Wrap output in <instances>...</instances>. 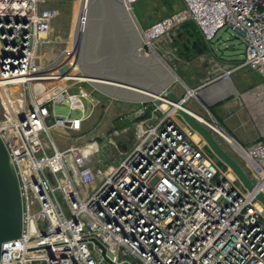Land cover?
Listing matches in <instances>:
<instances>
[{"label":"built area","instance_id":"built-area-1","mask_svg":"<svg viewBox=\"0 0 264 264\" xmlns=\"http://www.w3.org/2000/svg\"><path fill=\"white\" fill-rule=\"evenodd\" d=\"M5 1L8 7L0 8V52L5 53L0 134L19 176L24 223L21 237L4 243L1 262L264 264V203L257 197L264 193V140L244 145L216 118L204 122L241 163L252 189L201 135L196 139L193 128L174 120L162 104L150 110V100L139 102V115L151 113L132 123L134 143L119 164L101 165L93 159L98 148L87 143L61 148L53 131L82 129L86 93H71L67 84L44 97L34 88L36 82L59 79V65L48 63L58 10L48 0ZM184 4L182 11L143 28L145 42L150 45V30L156 31L154 44L189 20L207 42L230 29L242 39L244 58L222 65L221 79L231 80L237 66H250L262 77L264 91V0ZM58 103L68 104L69 113L57 112ZM75 110L82 114L73 116ZM93 238L106 247V255Z\"/></svg>","mask_w":264,"mask_h":264},{"label":"rangeland","instance_id":"rangeland-1","mask_svg":"<svg viewBox=\"0 0 264 264\" xmlns=\"http://www.w3.org/2000/svg\"><path fill=\"white\" fill-rule=\"evenodd\" d=\"M81 2L82 0H48L47 2L48 6L58 10V15L52 23L53 35L51 41L53 44L48 48L49 52L52 50L51 58L53 60L48 63H50L49 65H59V68H57L58 73L56 72L59 79L38 83L35 88L37 94L42 93L43 85L48 84V82L55 83L64 77H73L82 74V69L79 66L74 48V34ZM184 6V0H136L133 2V12L140 25L143 28H148L154 23L176 12L182 11ZM181 27L173 28L163 36L153 39V48L145 47L147 53L150 51L154 53V50L157 51L162 59L178 74L180 79L173 80L170 86V89L174 90L178 95L188 92L187 88L189 83L210 76L211 71L214 73L216 69L214 64L220 63L217 57L223 56L230 58L240 56V59L244 58V44L242 43V39L230 29L223 28L219 30L216 36L207 42L203 39L198 29L199 27H196L191 22L190 27L194 32L191 41L198 39L199 45L205 44V51L197 54L195 49L183 47L182 43L184 40L180 35ZM191 41H189L190 45L192 43ZM67 57H69V60L66 61L65 59ZM209 58H211L212 62L209 61ZM68 80H70L68 83L71 93H79L81 89L86 93V97L83 98L86 117L82 129L79 131L73 132L68 129L54 130L56 142L61 148L75 142L81 144L87 143L94 148H98L93 159L101 165L115 166L119 164L124 158L122 153L129 149L134 143L135 138L134 133L131 135V131L123 134V128L143 117L149 116L151 112L148 109L141 116L138 112L141 106L139 102L114 98L88 80L73 78ZM163 102L161 100H150V110L155 106L161 105ZM186 104L190 108L192 99L186 101ZM168 105L169 109L164 108L165 113L171 114V117L181 125L191 128L183 119L180 112L171 111L173 106L170 103ZM56 110L59 113L68 114L69 105L58 103ZM200 110V112H196L198 115L206 119L211 118L207 110L204 108ZM159 113L161 115L164 112L160 111ZM71 114L73 116H79L82 113L80 110H75ZM127 114H129V117L126 118ZM4 118L5 110L0 101V122ZM194 133L196 132L194 131ZM121 138L123 139L121 140Z\"/></svg>","mask_w":264,"mask_h":264},{"label":"water","instance_id":"water-1","mask_svg":"<svg viewBox=\"0 0 264 264\" xmlns=\"http://www.w3.org/2000/svg\"><path fill=\"white\" fill-rule=\"evenodd\" d=\"M143 31L133 12V3L125 0H82L74 34L75 54L82 74L114 98L133 102L166 98L186 123L204 138L216 156L234 170L248 189H252L253 180L241 163L187 106L186 101L195 91L188 87L187 93L178 95L170 89L172 81L180 77L157 51L146 52V46L153 47L145 42ZM93 35L99 38L103 48L96 57L87 56L86 52ZM4 56L5 53L0 52V58ZM257 197L264 203L263 192H259ZM23 223L19 176L0 134V264H4L1 262L4 243L21 237ZM93 240L101 245L106 255V247L96 238Z\"/></svg>","mask_w":264,"mask_h":264},{"label":"crops","instance_id":"crops-1","mask_svg":"<svg viewBox=\"0 0 264 264\" xmlns=\"http://www.w3.org/2000/svg\"><path fill=\"white\" fill-rule=\"evenodd\" d=\"M239 57H217L220 63H213L216 66L214 73L211 71L210 76L189 83L188 87L195 92L191 93L188 100L192 99L191 110L200 112V109L204 108L240 142L250 145L259 139L264 140V91L260 87L262 77L250 66L234 68L229 81H224L220 77L223 70L221 66L237 64L243 60ZM44 89L45 87L43 92ZM43 92L41 95L44 97L50 96ZM127 115L129 117V114ZM125 128L123 134L131 131L133 135L132 124Z\"/></svg>","mask_w":264,"mask_h":264},{"label":"bare ground","instance_id":"bare-ground-1","mask_svg":"<svg viewBox=\"0 0 264 264\" xmlns=\"http://www.w3.org/2000/svg\"><path fill=\"white\" fill-rule=\"evenodd\" d=\"M127 2H131V1H133V0H126ZM8 6L6 5V1L5 0H1V2H0V8H7ZM139 29V28H138ZM156 31L155 30H150L149 32H148V38H147V40L149 41V43H150V46L152 47V40H151V38L153 37V34L155 33ZM43 36H45L44 35V33L42 34ZM145 40H146V38H145ZM71 76V75H70ZM71 78H73V79H80V80H88L87 79V77L85 76V75H83V74H80V75H78V76H73V77H64V78H62L61 80H59V81H57L56 83H48V84H44L43 85V88L45 87V89H44V92H43V89H42V92H43V94L44 93H46L47 95H50L49 97H51V96H54V95H56V94H58V92H59V90H62L63 88H65L66 87V85L67 84H69L68 83V79H71ZM176 78V77H175ZM89 81V80H88ZM91 82V81H90ZM38 83H41V82H36L35 84H34V88H36V85L38 84ZM13 90H17L18 88L16 87V88H12ZM14 92V91H13ZM192 93V92H191ZM42 94V93H41ZM157 98H159V97H157ZM162 107L163 108H165V109H169V105H168V103L166 102V101H164L163 103H162ZM175 110V108L174 109H171V111H174ZM197 116H198V118L201 120V121H203V122H205V123H209V121H208V119H206V118H204V117H202V116H200V115H198L197 114ZM195 137H196V139H199L200 137H199V134L198 133H196L195 134Z\"/></svg>","mask_w":264,"mask_h":264},{"label":"trees","instance_id":"trees-1","mask_svg":"<svg viewBox=\"0 0 264 264\" xmlns=\"http://www.w3.org/2000/svg\"><path fill=\"white\" fill-rule=\"evenodd\" d=\"M191 22L194 23L196 27H198L197 24L191 20L186 21L181 25L182 27H181L180 35L182 36V39L184 40V42L182 44H183V47H185V48L191 47V49L196 50L197 54H199V53L201 54L205 51V44L199 45L198 39H194L191 41V38L193 37L192 34H194V32L192 31V28L190 27ZM199 31H200V29H199ZM200 33H201V31H200ZM201 35H202V33H201ZM202 37L204 39L203 35H202ZM189 41L192 42L191 45H190Z\"/></svg>","mask_w":264,"mask_h":264},{"label":"flooded vegetation","instance_id":"flooded-vegetation-1","mask_svg":"<svg viewBox=\"0 0 264 264\" xmlns=\"http://www.w3.org/2000/svg\"><path fill=\"white\" fill-rule=\"evenodd\" d=\"M99 51L102 52L103 48H101V43H100L99 38L96 39V35L95 36L93 35L90 42H88V46L86 48L87 56L96 57Z\"/></svg>","mask_w":264,"mask_h":264}]
</instances>
